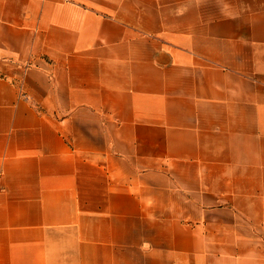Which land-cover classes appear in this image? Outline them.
<instances>
[{
  "label": "crops",
  "instance_id": "obj_1",
  "mask_svg": "<svg viewBox=\"0 0 264 264\" xmlns=\"http://www.w3.org/2000/svg\"><path fill=\"white\" fill-rule=\"evenodd\" d=\"M0 264H264V0H0Z\"/></svg>",
  "mask_w": 264,
  "mask_h": 264
}]
</instances>
